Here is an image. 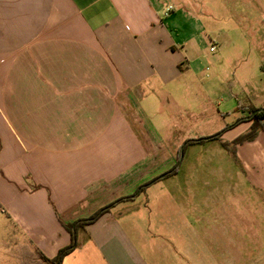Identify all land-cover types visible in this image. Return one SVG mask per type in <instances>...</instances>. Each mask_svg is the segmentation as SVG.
Returning <instances> with one entry per match:
<instances>
[{"label": "crops", "instance_id": "0c3cea01", "mask_svg": "<svg viewBox=\"0 0 264 264\" xmlns=\"http://www.w3.org/2000/svg\"><path fill=\"white\" fill-rule=\"evenodd\" d=\"M236 1L237 19L223 3L226 33L210 32L221 10L204 0H0V264L56 258L72 242L65 224L170 169L160 157L183 140L226 126L233 145L249 131L264 108V0ZM214 141L202 144L217 156L211 230L183 220L167 229L177 245L125 201L81 229L62 264H264V130L236 154ZM188 232L211 237L195 262Z\"/></svg>", "mask_w": 264, "mask_h": 264}, {"label": "rangeland", "instance_id": "374dc122", "mask_svg": "<svg viewBox=\"0 0 264 264\" xmlns=\"http://www.w3.org/2000/svg\"><path fill=\"white\" fill-rule=\"evenodd\" d=\"M229 2L227 5L231 9V13L235 15L238 14L235 11L240 5L236 0H204V6L209 7L210 10H214L216 7L220 8V14L218 18H216V22L213 24H209L210 32L213 31H224V32H233V28L230 26L232 22L229 20L228 15L229 12L226 6L223 3ZM224 9V10H223ZM252 14H254L252 12ZM205 19L209 22L210 18L209 15L205 12L204 14ZM239 16H235L234 18L237 19ZM243 16L241 17V19ZM235 21V20H234ZM207 63L204 61L203 67L205 68ZM210 66V65H209ZM211 68V67H210ZM211 76L209 79L205 78L204 82L210 81L214 75V71L211 69L209 72ZM229 75V73H227ZM229 77H223L227 81ZM231 78V77H230ZM232 82V79H231ZM210 84V83H209ZM233 87H243L238 85V83L233 81ZM207 90L213 92L214 99L217 102H223V91H220L218 88L213 87H206ZM200 98V97H199ZM206 99V96L203 97V100ZM226 108V107H225ZM228 124H231L232 121H227ZM234 122V121H233ZM236 122V121H235ZM223 127V129H225ZM201 137H204L203 135ZM194 138V137H193ZM195 138H198L195 137ZM186 141V140H185ZM183 140L180 141L181 146H184ZM205 147H222V145L218 144V142L210 143L209 141L203 143ZM202 144H195V145H188L185 148L184 156L180 162L178 173L165 178L159 182L154 183L151 185L145 193L139 195L136 199V205L134 208L135 210L139 211L141 217H144L148 225L151 224L153 230H161L160 233L162 236L165 234L167 235L166 238L171 239L172 243L174 242L177 245H185L181 236L178 233L172 231L171 234H168L167 229L180 227L183 224V220L191 224V227H195L198 225L200 228H204V230H211V219H212V207H211V183H212V168L213 165L216 163L214 160L217 159L215 152H205L203 151ZM180 149V148H179ZM178 149V151H179ZM165 151L164 153H166ZM164 154L161 159L170 160L171 165L173 166L177 159H178V152L176 155L169 157ZM169 164V163H167ZM171 166V167H172ZM208 168H207V167ZM158 176V175H157ZM176 197L177 199H172ZM181 204L180 205V202ZM196 208H202L204 220L199 223L195 219V212ZM184 213L187 218L183 217L180 213ZM182 222V223H181ZM184 222V223H185ZM145 224V223H144ZM150 227V225H149ZM183 228V225H182ZM190 232V231H189ZM188 232V253L187 255L192 259V262L196 260V253L193 249L195 245L200 244L202 242L203 246L210 249L211 244V237L204 233L203 237L190 235ZM170 235V236H169ZM163 238V237H161ZM146 244H150L149 241H145ZM154 244H162L160 238H157L154 241ZM154 247V246H153ZM155 248V247H154ZM192 248V249H191ZM153 249V248H152ZM190 250H193L189 252ZM155 258L160 261V254L153 252ZM206 259V254L200 256V258ZM167 258V256H166ZM173 255L170 258L171 264L174 263ZM188 259V257H187Z\"/></svg>", "mask_w": 264, "mask_h": 264}, {"label": "trees", "instance_id": "16d2710c", "mask_svg": "<svg viewBox=\"0 0 264 264\" xmlns=\"http://www.w3.org/2000/svg\"><path fill=\"white\" fill-rule=\"evenodd\" d=\"M250 117H248V119L250 121H253L251 128L249 129V131L245 134H243L242 136H240L239 138H237L234 142L233 145L228 143L227 141H224L221 139L222 134L229 128L226 127L225 129H223L222 131H220L217 134L211 135V136H204V137H198V138H190L187 139L184 142V146H181L179 151H178V159L176 161V163L167 171L159 174L158 176L152 178L151 180L145 182L144 184H142L141 186H139L134 193H132L131 195H127L124 197H121L115 201H113L112 203L100 208L99 210H97L95 213H93L91 216L87 217V218H82V219H78L72 223L69 224H65V228L71 233L72 235V242L69 246L61 249V251L59 252L58 256L54 259H48L47 257L43 256L41 254V258L42 260L47 263V264H62L64 258L69 255L71 252H73L79 245L78 243V232L81 229H84L86 226L95 223L96 221H98L101 217H103L105 214L109 213L115 206H117L118 204L125 202V201H133L136 200L137 197L139 195H141L142 193H145L146 190L153 185L156 182H159L165 178H168L170 176H173L175 174L178 173L179 170V165L180 162L184 156V152H185V148L188 145H195V144H203L206 143L208 141L211 140H220L221 143L223 144V146L233 152L234 154H236V149H234L235 145L246 142V141H251L254 140L258 133L262 130H264V108L260 111H258V109H252L250 112ZM240 122V121H239Z\"/></svg>", "mask_w": 264, "mask_h": 264}, {"label": "built area", "instance_id": "2783aa9c", "mask_svg": "<svg viewBox=\"0 0 264 264\" xmlns=\"http://www.w3.org/2000/svg\"><path fill=\"white\" fill-rule=\"evenodd\" d=\"M174 8L172 6L168 7L166 15H168Z\"/></svg>", "mask_w": 264, "mask_h": 264}, {"label": "water", "instance_id": "95a60500", "mask_svg": "<svg viewBox=\"0 0 264 264\" xmlns=\"http://www.w3.org/2000/svg\"><path fill=\"white\" fill-rule=\"evenodd\" d=\"M260 110H262V109H258V111H260Z\"/></svg>", "mask_w": 264, "mask_h": 264}]
</instances>
